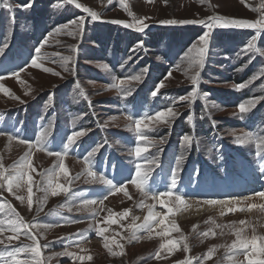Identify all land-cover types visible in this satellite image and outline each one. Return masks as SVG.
Returning a JSON list of instances; mask_svg holds the SVG:
<instances>
[{
  "label": "rangeland",
  "instance_id": "374dc122",
  "mask_svg": "<svg viewBox=\"0 0 264 264\" xmlns=\"http://www.w3.org/2000/svg\"><path fill=\"white\" fill-rule=\"evenodd\" d=\"M38 2L32 0L30 8L24 7L38 22L48 15L47 2L66 7L68 15L61 20L53 18L56 22L36 46L28 39L25 21L17 10L29 1L0 0V31L6 30L0 47L8 41L17 20L22 31L21 38L2 53H15L18 61L11 65L10 57L0 59L1 72H5L0 74V171L5 177L13 175L29 151L33 165L31 170L25 168L24 180L11 191L7 190L6 180L0 181L4 184L0 187V203L11 205L0 210V253L5 255L6 264H35L31 251L18 253L15 260L7 256L17 248L33 246L31 237L40 249L41 264H184L188 259L192 264H249V260H264V251L252 254L251 248H231L239 230L242 238L256 236L257 245L264 247L259 239L264 237V203L251 200L262 192L256 188L264 177V145L257 147L264 139V100L246 114L238 110L241 102L264 96V76H259L264 72V35L257 36L254 53L237 55L257 29L214 28L198 84L193 85L190 77L196 69L190 68L184 57L198 37L208 31L207 25L160 23L207 21L214 16L254 22L264 14V0H124V5L119 0H75L99 13L102 21L133 24L143 20L148 25L144 33L120 24L92 22L87 13L68 0ZM80 17L85 19L82 32L69 35L61 31L49 37L58 26ZM70 30L76 31L74 27ZM46 39L48 44L37 61L41 67L30 64L21 69L31 53L36 59L35 49ZM138 41L143 42L142 47L137 48ZM172 46H180V51L170 56L166 50ZM18 50L23 53L20 55ZM69 56L72 59L66 69L61 57ZM138 75L139 81L132 79ZM121 79L125 84L114 87ZM243 82L248 86L235 90ZM161 83L164 87L158 88ZM193 89L197 91L194 100L173 103ZM153 91L156 96H152ZM168 107L179 116L170 126L150 122L143 130L148 140L138 141L128 118L134 121ZM187 109L189 112L182 117ZM73 131L86 134L62 157L50 155L64 151ZM245 134L252 139L238 145L237 137ZM184 135L191 137L190 144L182 141ZM38 137H42L40 143ZM161 140L164 143H159ZM136 146L147 147L148 151L136 157ZM94 148L98 150L86 165L85 157ZM61 159L68 169L67 176L59 173ZM136 164L147 173L143 186L147 197L131 182ZM89 168L95 176L88 174ZM174 169L179 173L178 186L171 197H164L166 204L162 205L160 193L169 190ZM197 170L198 175H194ZM27 175L33 177L31 208ZM49 175L53 186H62L56 195L46 183ZM100 176L124 191L111 190ZM234 183L238 184L237 190L244 192V185L250 191L236 196L240 197V208L231 212L224 208L220 215L204 208L209 206L205 203L209 199L234 198L209 193L231 189ZM197 187L201 191H196ZM177 195L184 204L175 200ZM86 200L96 202L85 204ZM252 204L257 207H250ZM125 210L129 214L121 215ZM150 210L160 215L149 222V230L144 224ZM17 216L33 225L28 234L21 229L17 235L9 227L8 222ZM110 216L114 223L108 222ZM100 229L106 230L102 236L98 235ZM205 232L209 235H203ZM169 241L175 242L174 246L162 247ZM65 251L73 255H58Z\"/></svg>",
  "mask_w": 264,
  "mask_h": 264
},
{
  "label": "snow or ice",
  "instance_id": "6c2138e0",
  "mask_svg": "<svg viewBox=\"0 0 264 264\" xmlns=\"http://www.w3.org/2000/svg\"><path fill=\"white\" fill-rule=\"evenodd\" d=\"M109 2L111 3L112 0H109ZM31 3L32 0H29V3L27 5H24L23 7L25 8H30L31 7ZM69 4H75V7L77 9H82L83 12L87 13L88 16L90 17L92 22H110V23H115V24H120L124 27H128V28H132L140 33H144L145 29L148 27V25L143 21V20H139L137 19L135 23L133 24H128L125 23L123 21H118V20H114V21H102L100 20V14L97 13L96 11L91 10L88 7H85L81 4L75 3V0H68ZM119 3L121 5H124V0H119ZM10 7V5H7ZM125 10H127V8L125 7ZM253 11H257V9H253ZM129 15H132L131 12H129ZM85 23V19L84 17H80L77 20H74L72 22H70L69 24H65L63 26H58L54 32H50L48 35L49 37L53 36L54 34H59L61 31H67V34L69 35H75L76 32H82L83 31V25ZM161 24L164 25H176V24H181V25H186V24H200V25H207L208 31L203 32L199 37H198V41L197 43H194L185 53V59H187L189 61V67L190 68H195L196 69V73L194 75H192L190 77L191 83L193 85H197L198 84V77H199V70L203 69V66L205 64V57L208 51V46H209V38L211 36V32L214 28H235V29H245V28H252V29H257V33L256 35L252 36L250 38V40L248 42H246L245 47H242L240 52L237 53V55H247L248 53H254L257 50V45H256V39L257 36H261L264 35V14L261 15V18L257 21H248V20H243V19H230V18H226V17H221V16H214V17H209L207 21L204 20H200V21H195V20H184V21H176V20H165V21H161ZM75 28L76 31H71V28ZM48 44V40H44L43 43L40 44L39 47H37L35 49V54H36V59H32L31 60V66L32 67H36V68H40L41 65L37 62L38 59H41V49L45 47V45ZM143 46V42L142 41H138L137 42V48L142 47ZM4 47H7V45H4ZM3 47H0V54L3 53ZM136 49H133V51H135ZM261 55H264V53H261ZM62 60L65 61V68L67 69V62L71 61L72 57H61ZM251 62V61H249ZM177 67H179V65H177ZM45 71H51V69H44ZM144 72L147 71V69L143 70ZM56 75H59V73H55ZM13 75H17V73H13ZM259 76H264V72H260ZM140 76H134L132 77V79L139 81L140 80ZM259 78V77H256ZM123 84H125V80L121 79L119 81L118 85H113L114 87H119L122 86ZM248 86V82H243L240 83L236 86L235 90L239 91L244 89L245 87ZM158 88H162L164 87L163 83L159 84L157 86ZM3 91L7 92L8 90L5 88L3 89ZM131 90H128V93L130 94ZM157 92L153 91L152 92V96H156ZM197 96V91L195 89H193L191 92H189L186 95L183 96H179L176 98V101H174L173 103L177 102V101H192L196 98ZM261 100H264V96H260L258 98H254V99H250L249 101H247V103L245 102H241L238 105V110L239 113L241 114H246L248 113L252 108H254L256 106V104H258ZM179 116V113H177L176 111H174L173 107H168L166 110L163 111H157L155 113V115H146L145 117L141 118V119H136L134 121L131 120V117H129L128 119L131 121L129 128L132 129L135 133H136V139L138 141H147L148 137L146 135H144L143 130L144 129H148L149 128V123L150 122H156V123H162L165 126H170L171 125V121L174 120L175 118H177ZM241 118H243V115H241ZM189 121L192 120V116H188L187 118ZM134 124V128H132V125ZM86 133L84 131H73L67 138L66 140V147L64 149L63 152H49L50 155L55 154L57 157H62L63 155L67 154V151L69 148H71V146L76 142V140L79 137L84 136ZM252 137L250 134H245L244 137H237L236 139V143L238 145H242L244 144L247 140H251ZM42 140V137H38L37 138V143H40ZM182 141L185 143V145H188L191 143V137L188 135H184L182 137ZM21 142H24L23 139L21 140ZM159 143H164L163 140L159 141ZM261 145H264V139H261L259 144L257 145V147L259 148ZM98 150V148H94L87 157H85V163L86 165H90V161H91V157L94 155V153ZM134 155L136 157H141L142 153H145L148 151L147 147H141V146H136L134 148ZM258 156H260V153H257ZM31 152H27L25 153L24 157L21 159V161L18 163V165L15 167L14 169V174L11 175L10 177H5L3 171H0V181H4L6 180V186H7V190L11 191L14 187V185L16 187L20 186V183L24 180L25 177V168L31 170L33 165H32V160H31ZM152 163H155V160L151 161ZM179 163V161L177 162ZM59 173L64 174L65 176L68 175V169L65 167L63 160L61 159L59 165ZM261 170L264 171V164H261ZM88 174L90 176H95L96 174L94 172H92L89 168L88 170ZM178 169H174L172 171V174L170 176V183H169V190L160 193V203L166 204V200L164 199V197H171L173 195V191L174 189H177L178 186ZM194 175H198V170L195 171L193 173ZM99 179L101 180V182L105 185H108L111 190L115 189L118 191H124L123 187H120L117 189L116 185H112V182L109 181L108 179H105L104 176H100ZM147 173L141 171V165L136 164L135 165V179H132L131 182L133 184H136L138 188H140L142 194L144 196H148V193L146 191H144V185L147 183ZM32 182H33V177L31 175H27V183H28V188H27V192H28V206L29 208H31L32 206V193H33V189H32ZM46 183L48 185L49 188L52 189V194L56 195L58 190H60L62 188L61 185L59 184H54L53 181V177L51 175H49L46 178ZM0 187H4V184L2 182H0ZM64 191H68V189H63ZM45 191H47V188L45 189ZM125 195H127V193H125ZM257 195L259 197L264 198V192H258ZM18 199L23 200V197H17ZM106 198V197H105ZM153 199H155L156 197L153 196ZM247 199V198H246ZM175 200L178 201L180 204H184V200L181 198V196L177 195L175 196ZM95 200H86L84 201L85 204H93L95 203ZM102 202V201H101ZM205 203L209 204V205H216V204H220V205H225L228 206L230 204H235L236 201H223V200H214V199H209L207 201H205ZM5 207L11 208L10 204H6V203H0V210L4 209ZM250 207L254 208L257 207V205L252 204L250 205ZM169 211L171 212L172 210L169 209ZM228 211H234V209L232 207H228ZM129 213L127 210H125L121 215L123 216H127ZM159 213H154L151 210L149 211L148 215L145 217V224L144 227L148 228L149 230L151 229V225L149 224L150 221H153L157 218V216H159ZM108 222L109 223H114L115 221L112 219V217L110 216L108 218ZM163 221H161L162 223ZM243 223V222H241ZM9 227L11 228V230L13 231V233L15 234H19L21 229L25 230V234L27 233V230L30 229L31 227H33V225L31 224H25L24 220L22 218H20L19 216H17L16 220H11L8 222ZM172 228L175 229L176 225L173 224ZM0 231H3V228L0 227ZM104 231H106L105 229H100L98 232V235H103ZM241 231H236L235 235L237 236V240L233 242V244L231 245V248H242V249H248L251 248V253L254 254L257 251H264V247L258 246L257 245V237L253 236L251 239H247V238H242L241 237ZM203 235L207 236L209 235L208 232L203 233ZM33 240V246H27V247H20L17 248L14 252H8L7 256L11 257L13 260H15V256L20 253V252H26V251H31L34 254V258L35 259V264H41L40 260L38 259L39 255H40V249L38 246L36 245V241H35V237H31ZM261 240L262 245H264V237H260L259 238ZM9 240H11V237H9ZM2 242V241H0ZM173 241H169L168 245H162V247H167V246H174ZM105 247L107 248L108 245L105 244ZM185 251L188 250V246L187 244H185L184 246ZM211 251H209L208 255L211 256ZM58 255L64 256H71L73 255L70 252H62L59 253ZM88 259H91V257H87ZM79 259L83 260L84 257H79ZM0 261H5L6 264V257L3 253H0ZM184 264H192V260L188 259L184 262ZM249 264H264V260H249Z\"/></svg>",
  "mask_w": 264,
  "mask_h": 264
},
{
  "label": "bare ground",
  "instance_id": "6f19581e",
  "mask_svg": "<svg viewBox=\"0 0 264 264\" xmlns=\"http://www.w3.org/2000/svg\"><path fill=\"white\" fill-rule=\"evenodd\" d=\"M173 41V40H172ZM238 174V173H237ZM238 187V184L237 183H234L233 185H232V187H231V189H228V190H226V189H221L222 191L221 192H219L218 194H217V192L216 191H213V190H210L209 191V193L210 194H213V195H217V197L218 198H222V196H233L234 198H232V197H230V198H228L227 197V199H221V200H223V201H236V203L235 204H230V205H228V206H225V205H220V204H216V205H209V206H204V208L205 209H207V210H214V212H216V213H218L219 215L222 213V212H224L225 211V209H226V211H227V209H228V207L230 206V207H232L233 209H234V211L235 210H237L238 208H240V200H239V198L238 197H236V196H238V195H242V194H247L248 192H250L249 190H246L248 187L247 186H244L243 185V188H242V190H245L244 192H241V191H239V190H237L236 188ZM201 191L200 189H199V187H197V189H196V191ZM256 190L258 191V190H262V192H264V177H263V180H261V181H258V185H257V188H256ZM203 191V190H202ZM225 191L227 192V193H225ZM223 193H225V194H223ZM254 195V194H253ZM256 195V194H255ZM251 196V195H250ZM242 197V196H241ZM253 197H255V199L254 198H252L251 200L254 202V203H258V202H261V203H264V198H262V197H259L258 195L257 196H253ZM232 198V199H231ZM217 199V198H216ZM247 200V199H246ZM244 204V203H243ZM257 205V204H256ZM225 208V209H224Z\"/></svg>",
  "mask_w": 264,
  "mask_h": 264
},
{
  "label": "trees",
  "instance_id": "16d2710c",
  "mask_svg": "<svg viewBox=\"0 0 264 264\" xmlns=\"http://www.w3.org/2000/svg\"><path fill=\"white\" fill-rule=\"evenodd\" d=\"M24 1H25V2H28L29 0H24ZM37 2H38V0H33V3H37ZM38 3H39V2H38ZM13 4H14V3H13ZM59 8L61 9V12H60L59 15H62V14H63V16H62V17H58L56 20L64 19V18L68 15V13H67V8H66V7L59 5ZM17 10H18V13L20 14V18H22V19L25 21L26 16H25L24 10H23L20 6H18ZM16 25H17V24H16ZM17 27H18V25H17ZM195 106H197V105H195ZM199 106H200V105H199ZM188 112H189L188 109H187L185 112H183L182 117H184V115H187ZM214 124H215V123H214ZM182 127L185 128L184 125H183ZM179 129H180V127H179ZM177 131H179V130L177 129ZM173 133H174V132L172 131V134H173ZM179 134H181V133H179ZM176 147H177V146H176Z\"/></svg>",
  "mask_w": 264,
  "mask_h": 264
},
{
  "label": "crops",
  "instance_id": "0c3cea01",
  "mask_svg": "<svg viewBox=\"0 0 264 264\" xmlns=\"http://www.w3.org/2000/svg\"><path fill=\"white\" fill-rule=\"evenodd\" d=\"M176 48H178V46H172V48L170 50H166L170 53V51H174Z\"/></svg>",
  "mask_w": 264,
  "mask_h": 264
}]
</instances>
